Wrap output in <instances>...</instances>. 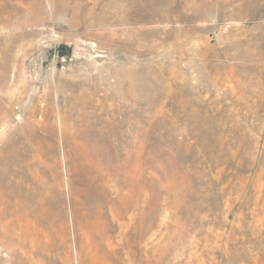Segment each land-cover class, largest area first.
Masks as SVG:
<instances>
[{"label":"rangeland","instance_id":"obj_1","mask_svg":"<svg viewBox=\"0 0 264 264\" xmlns=\"http://www.w3.org/2000/svg\"><path fill=\"white\" fill-rule=\"evenodd\" d=\"M0 264H264V0H0Z\"/></svg>","mask_w":264,"mask_h":264}]
</instances>
